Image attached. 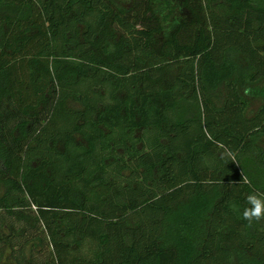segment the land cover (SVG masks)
Here are the masks:
<instances>
[{"label": "trees", "instance_id": "16d2710c", "mask_svg": "<svg viewBox=\"0 0 264 264\" xmlns=\"http://www.w3.org/2000/svg\"><path fill=\"white\" fill-rule=\"evenodd\" d=\"M258 97L264 0H0V264H264Z\"/></svg>", "mask_w": 264, "mask_h": 264}, {"label": "clouds", "instance_id": "9594fccd", "mask_svg": "<svg viewBox=\"0 0 264 264\" xmlns=\"http://www.w3.org/2000/svg\"><path fill=\"white\" fill-rule=\"evenodd\" d=\"M223 157L231 158L233 162H235L232 153L227 149L225 150ZM242 181L250 184V181L245 176H243ZM246 204L247 207H245L242 212V219L247 221L249 226L253 223L264 221V192L254 190L247 195ZM233 210L237 211L238 209L234 206Z\"/></svg>", "mask_w": 264, "mask_h": 264}, {"label": "rangeland", "instance_id": "374dc122", "mask_svg": "<svg viewBox=\"0 0 264 264\" xmlns=\"http://www.w3.org/2000/svg\"><path fill=\"white\" fill-rule=\"evenodd\" d=\"M264 102V99L263 98H260L258 97L256 100H255V105L253 107V110H257V108ZM8 222H11V220L8 219ZM19 227L21 225H18ZM47 247L45 248L44 247V254L40 255V256H36L35 257V261H36V264H44L46 261H47V256H48V253H47Z\"/></svg>", "mask_w": 264, "mask_h": 264}]
</instances>
